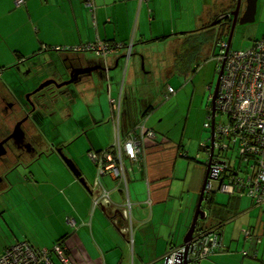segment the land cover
<instances>
[{
	"label": "crops",
	"instance_id": "crops-1",
	"mask_svg": "<svg viewBox=\"0 0 264 264\" xmlns=\"http://www.w3.org/2000/svg\"><path fill=\"white\" fill-rule=\"evenodd\" d=\"M217 1L95 0L92 12L84 7V0H43L44 54L41 0H25L22 5L16 0H0V78L16 69L28 73L22 86L15 84L14 88L13 81H2L4 90L24 93L34 89L45 79L39 74L44 72V57L45 65L55 63L61 71L64 63L74 57H80L86 67L94 63L105 66L91 52L75 54L63 48L96 43L98 39L121 46L108 55L103 72L91 73L86 85L76 89L77 100L69 108L64 107V101L60 104L64 109L56 115V122L70 132L55 131L58 142L50 146L61 180L52 198L47 123L42 126L43 146L37 154L8 173L0 187V254L26 240L36 249H52L60 244L58 247L72 264H162L166 254L184 245L207 169L196 163L190 170L193 163H187L188 173L182 175L184 163L176 157H185L183 149L171 145L149 124L158 92L147 88L138 72L142 62L143 75L150 74L158 58L157 48H166L181 34L198 30L209 15L220 11ZM159 60L167 65V58ZM104 88L108 103H101V99L95 102V96H101L99 92ZM78 102H84L86 114L75 115ZM114 104L121 107L120 113L113 110ZM137 124L141 125L140 136L142 127L149 126L157 132V140L143 139L144 154L137 163L126 162L124 178L116 180L109 173L100 174L90 154L118 142L123 144L121 133L135 129ZM82 138L88 143L79 148L75 142L83 144ZM81 159H86V164L82 165ZM96 181L110 192V207L95 204ZM16 188L19 199L6 200L4 197ZM244 200L246 197L237 195L229 196L228 201L222 199L218 208L212 209L213 214L203 203L207 221L199 228H220L226 250L214 251L197 264H247L248 257L264 259V213L258 210L255 215L254 204ZM127 204L133 240L122 232ZM246 211L254 216L246 214L234 224L237 215ZM235 232L241 233L239 240L234 238ZM232 247L236 254L228 256ZM243 252H249L248 257Z\"/></svg>",
	"mask_w": 264,
	"mask_h": 264
},
{
	"label": "built area",
	"instance_id": "built-area-1",
	"mask_svg": "<svg viewBox=\"0 0 264 264\" xmlns=\"http://www.w3.org/2000/svg\"><path fill=\"white\" fill-rule=\"evenodd\" d=\"M23 3L25 0H16L17 5ZM85 5L92 12L96 9L95 0H86ZM120 47L98 39L96 43L87 44L86 47H76L74 51L91 52L106 66L108 55ZM223 47L227 46L223 45ZM218 59L225 62V67L217 93L215 113L226 114L229 124L219 125L216 136H231L233 142H239V153L242 156L243 165L247 167L245 173H240L236 169H226L225 162L214 160L215 164L209 174L210 180L206 190L214 189V182H218L219 186L216 189L220 192L232 196L237 194L241 198L246 197L264 213V39L249 50L228 52L227 55L223 51ZM209 119L214 122L213 117ZM146 137L157 138L154 133L142 127L141 139L131 137L124 144L118 142L111 151L92 152L90 157L99 165L100 174L109 173L116 180L124 178L126 173H124L122 154L125 153L135 162L140 160L144 150L143 139ZM214 145L220 148L216 140ZM115 148L118 149L117 159ZM250 160L252 164L248 165ZM93 189L96 193L95 204L110 207V192L103 189L99 181H96ZM124 209L122 221L125 224H122V232L133 240L128 204ZM220 232L212 228L211 231L195 234L188 249L187 263L197 264L200 260L210 257L214 251H224ZM249 233L247 231L246 234ZM185 251L184 246L176 248L164 256L162 264H184ZM54 252L63 264H72L60 247H55ZM0 264H54V262L52 252L17 243L0 255Z\"/></svg>",
	"mask_w": 264,
	"mask_h": 264
},
{
	"label": "rangeland",
	"instance_id": "rangeland-1",
	"mask_svg": "<svg viewBox=\"0 0 264 264\" xmlns=\"http://www.w3.org/2000/svg\"><path fill=\"white\" fill-rule=\"evenodd\" d=\"M242 1H243V6L241 9L242 11L240 12L241 16L244 15V11L246 8V1L245 0ZM256 12L257 14L254 22L250 24H240V23L237 24L230 47L231 50L237 51L242 48H249L255 40L263 38L264 0H258ZM174 40L175 41L167 45L166 48L164 47L162 49L159 47L157 48L156 52L158 53L157 54L158 58L157 60H155V63L152 66V70L148 71V73L150 74H147L145 76L143 75L144 66L142 65L141 62L140 64L141 67H140V71L138 72V75L141 79H145V82L143 84L147 88H149L150 90L154 89L158 92L154 97L156 98L154 117L151 120V122H149V124L153 125V127L158 132V134L167 137L171 145L173 144V146H179V147L181 146L183 147V150L188 152V158H186V156L184 158L182 157L180 158L178 157V155L176 157V159H178L179 162L184 163V169L182 171V175L185 177L188 173V170H186V167L188 165L187 163L189 164L193 163L190 165V170H192L195 167L193 165H196V163H198L199 165L203 166L208 158L204 150L200 148V144L206 143L212 134L211 129L210 128L206 129L205 125L207 124L206 121L209 114L208 109L209 106H211L212 104L211 96L214 93L216 83L219 77V73L217 71L218 62L216 60V55L221 54L222 49L220 48V46L217 47L215 46L214 52H212L211 54H210V50H208L205 56L199 57L198 64L196 67L197 69L196 72L187 75V73H183V71L175 72L174 69L172 70V67L174 66L173 60L176 58L174 52L177 51L182 53L183 51V46L181 43L182 39H180L179 37ZM161 57L162 59L167 58L166 61L167 65L163 61L159 60ZM54 65H55L54 63H48L45 65L46 76L51 75L50 73L53 72V69L51 67ZM169 68L171 69L172 72L169 73L168 76H166V71H168ZM11 71L4 73L3 78L1 77L0 81H3L4 83L6 81H11V82L13 81L12 83L15 88L18 83L21 82L24 83L28 79L27 71L19 72L18 69L12 72ZM43 73H39V74H42L41 76H45ZM169 85L170 87L175 89L176 94L170 97V99H166L165 91H166V87ZM99 95L101 96L98 97L95 96V102L98 103L99 100L101 99L100 100L101 103H108V93L105 88L100 90ZM78 99L80 100L81 98L79 97ZM64 102L71 105V101L67 97L64 100ZM75 109H76L75 115L80 116L86 114V105L84 104V102H78L75 105ZM59 118L60 116L58 117V120ZM51 120L56 121V118L54 117L48 119L50 146H52V143L58 142L56 140L58 138L54 139V137H56L54 134L55 131L56 133L58 132V134L61 131L70 132V129L67 130L66 128H63L60 125H58L57 128L53 126L51 127ZM217 121L226 122V116H218ZM0 122L2 123L3 127H5V128L0 127L2 132L7 133L6 128H8L11 123H9L6 119H2L1 117H0ZM45 123H46V119H45ZM91 133L94 132L93 131L89 132V134ZM45 137L47 139V136ZM86 142L88 143V139L82 138L83 144H79L77 142L75 143L79 148H83V145H85ZM40 150L42 149H39V151ZM65 152H67L66 149ZM230 158H232V156H230ZM80 163H82V165L86 164V159H81ZM15 171H19V170H15ZM23 173H19V175ZM188 177H191V173L189 174ZM17 189L18 188H16V190L12 192L10 195L9 194L6 195L4 198L6 200H11V201L18 200L19 197L17 194L18 193ZM222 199H226L228 201L229 195L225 193H217L215 196V201L217 203H221ZM1 200H3V196L0 197V201ZM244 201L249 202L247 198ZM253 207L255 211L254 210L252 211H254L256 215V211L258 210L260 211L261 209L259 207L258 208L255 206ZM252 211H246L242 216L241 214H238L237 217L234 219L233 223L235 224L239 222L243 217L246 216V214L250 216H254L251 213ZM206 221H207L206 219H201L200 224ZM241 226H245V225H241ZM241 226H239V228H241ZM233 236H235L234 238L236 240H239L241 238V233L236 234L235 232ZM234 249L235 248L232 247L233 252L231 251L230 254L228 253V256H233L236 254ZM242 259L243 257H241V261ZM245 259H247L246 260L247 264H264V259H255V257L254 258L248 257ZM56 262L57 264H63L61 261L56 260Z\"/></svg>",
	"mask_w": 264,
	"mask_h": 264
},
{
	"label": "trees",
	"instance_id": "trees-1",
	"mask_svg": "<svg viewBox=\"0 0 264 264\" xmlns=\"http://www.w3.org/2000/svg\"><path fill=\"white\" fill-rule=\"evenodd\" d=\"M237 2H238L237 0H225V1L224 0H220V1H217V4H218L217 6H218L220 11L209 15L206 18L207 20H204L202 22V24H201V26H200V28L198 30L191 31L190 33L181 34L180 39H182L181 43H182V46H183V51H182V53L177 52V51L174 52V55H175L176 58L173 60L174 66L172 67V70L174 69L175 72L183 71V73H187V75L195 73L196 70H197L196 67H197V64H198L199 57L200 56L201 57L205 56L207 54L208 50H210V54L212 52H214L215 46L216 47L220 46V48L222 49L221 54L216 55V60L218 62V67H217L218 73L222 70V66L223 65L225 67V62L219 60L218 58L222 55L223 51L224 52L227 51V47L224 48L223 45L227 46V44H228V39H229V34H230V31H231V28H232L231 24H232V19H233V16L231 15L232 14L231 12L236 9ZM85 3H86V0H84V5H85ZM84 7L88 9V7H86V5ZM214 22H215V24H214ZM263 39H264V35H263V38L255 40L251 44V46L249 48H242V49H239V50H249V49L255 47L261 41H263ZM110 44H112L113 46L116 47L115 44H113V43H110ZM80 47H82V46H80ZM83 47H86V44L83 45ZM186 49H188V50H186ZM239 50L233 51V50L230 49L229 52H239ZM63 51L64 52H69V53H75V54L86 53V51L76 52V51H74V48H63ZM184 62H185V65H184ZM184 71H186V72H184ZM167 72L171 73L172 71L169 68V70ZM223 72H224V68H223ZM0 87L2 88V87H5V86L1 85ZM171 89L173 91H171ZM175 94H176V91H175L174 88L170 87V85L166 87V91H165L166 99H170V97H172ZM211 99L213 100L212 96H211ZM113 107H114L113 110L115 112H117V113L119 112L120 113L121 107L119 108L117 104H114ZM208 110H209V114H208V117H207V121H206L207 124L205 125V128L206 129L210 128L211 131H212V125L215 122L214 133H215V136H216V134H217L216 130H217V127L219 125H221V124L222 125L229 124L228 117H227L226 114L221 113V112H218L217 114L215 113V115H214L213 114L214 110L212 109V104H211V106H209ZM218 116H226V122H218L217 121ZM210 117L214 118V122H212L209 119ZM139 124H141V123H139ZM139 124L136 125L137 127L135 126L136 127L135 129L130 130V131L129 130L128 131H124V132L121 133V137L123 138V140H122L123 144H124L125 140L127 141L131 137H134V138L137 137V138L141 139L140 128H141L142 124L140 126H139ZM145 128H146V130L154 133V136L159 137L157 135V132L155 130H153L152 128H150L149 126H145ZM161 136L168 140V138L165 137L164 135H161ZM211 138H212V134H211V136L209 137V139H208V141L206 143H201L200 144V148L202 150H204V152L206 153V156L208 157L206 163L204 164L205 168H206V166L208 165V163H209V161L211 159V157H210ZM148 140H150L152 142H155L157 140V138L156 139H154V138L149 139L148 138ZM215 140H216V144L220 145V148H216L215 147V149H214V154L212 156L213 159H212L211 171H212L213 165L215 164V162H214V160H215V161H223V162H225V164L227 165L226 169H228V170L236 169L240 173H245L247 166L245 167V165H243L244 162H243L242 156H240V153H239V147H238L239 146V142L238 143L237 142L236 143L233 142L231 136L228 137V136H221V135L216 136ZM168 142H169V140H168ZM114 147H115V145L111 146L110 148H108L106 150H100V151H94V152H96V153H100L101 152L102 153V152H105V151H111L112 149H114ZM181 148L183 149V147H181ZM181 152L183 153L184 156H186L188 158V152L187 151L182 150ZM117 154H118V149H116V159H117ZM143 154H144V150H143ZM143 154H142V156H143ZM230 156H232V158H230ZM122 161H123L122 163H123V166H124L126 164V162L137 163L140 160H138L137 162H135L133 160H130L129 157L126 156L125 153H123L122 154ZM251 164H252V161L250 160L248 165H251ZM209 180H210V175H209V178H208V183H209ZM214 185H215V188L212 189V190L207 191L206 188H205L206 195H205V201L204 202L207 205V207L211 208V213H212V209L218 208V206H219L218 203L215 201L216 194L217 193H223V192H220L218 189H216V187L219 186L218 182H214ZM227 195H229V194H227ZM233 195H237V194H233ZM229 196H232V195H229ZM215 211L217 212L218 210H215ZM215 211H214V213H215ZM262 213H263V211H262ZM206 216H207V212H206ZM199 227H200V223H198L197 228L201 229L200 231L203 232V233L207 232V231H211L212 228H216V229L220 230V228H217V226H213V225H211V226L208 225L206 228L205 227L204 228H199ZM252 236H253V233H252ZM17 243L27 244L31 248H35L34 245H32L29 241L25 240V241H18L15 244H13L10 247H8L7 249L12 248ZM57 246H60V244L55 245V247H57ZM54 248H52V249L43 248V249H38V250H45L46 249V250L52 252V261L54 262V264H57L56 260L57 261H61V260L59 259L58 255L55 254ZM6 250L3 253H5ZM3 253H1V254H3ZM243 254H244L245 257H248L249 252H243Z\"/></svg>",
	"mask_w": 264,
	"mask_h": 264
},
{
	"label": "flooded vegetation",
	"instance_id": "flooded-vegetation-1",
	"mask_svg": "<svg viewBox=\"0 0 264 264\" xmlns=\"http://www.w3.org/2000/svg\"><path fill=\"white\" fill-rule=\"evenodd\" d=\"M98 64L94 63L86 67V63L80 57H74L64 63L62 71L57 68L56 64L51 67L53 72L50 73L51 75L46 76V83L50 82L46 86L48 119L55 117L57 120L56 115L64 109L60 107V104L66 97L70 99L71 103L76 100V89L79 86L86 85V79L91 74L89 71L94 70ZM42 68L44 69V66ZM103 68L105 69L106 66H103ZM71 80H75V84L59 87L60 84ZM0 82L2 83V81ZM2 84L4 85V83ZM18 84L22 86L23 82ZM42 84H45V79L39 82L34 89L24 93L18 91V89L14 91L5 89V91L3 87H0V117L11 123L6 128L7 133H3L0 128V145H2L0 150V153H2L0 155V187L8 179L9 172L19 165H24L23 163L26 160L37 154L39 146H43L41 139L44 135L42 126L46 119L45 88L38 91ZM63 104L66 108L70 107L65 102ZM18 123H21L24 137L16 138L14 136L12 138L15 126ZM58 123V121L51 120V125H54L55 128H57ZM0 127L5 128L1 122Z\"/></svg>",
	"mask_w": 264,
	"mask_h": 264
},
{
	"label": "water",
	"instance_id": "water-1",
	"mask_svg": "<svg viewBox=\"0 0 264 264\" xmlns=\"http://www.w3.org/2000/svg\"><path fill=\"white\" fill-rule=\"evenodd\" d=\"M237 7L234 11H232L231 15L233 16V19H232V28H231V31H230V34H229V39H228V44H227V51H226V55L227 53L230 51V47H231V43H232V40H233V35H234V32H235V29L237 27V24L240 23V24H250L252 22L255 21V18H256V10H257V4H258V0H245L246 1V8H245V11H244V15L241 16V9H242V5H243V1L242 0H237ZM215 24V22H214ZM223 68H224V65L222 66V70L219 72V77H218V80H217V83H216V87H215V90H214V93L212 95V109L214 110L213 114L215 115V104H216V100H217V93H218V90H219V83L221 81V78L223 76ZM105 69L103 68V66L101 64H98L96 68H94V70L92 71H89V73H94V72H103ZM88 72V71H87ZM75 80H71V81H68L67 83H63V84H60L59 87H63L65 85H69V84H75ZM50 84V82L46 83V86H48ZM45 88V84H42L38 91H40L41 89ZM22 123V122H21ZM21 123H18L16 126H15V129H14V132L12 134V138L15 136L16 138H23L24 137V132L23 130L21 129ZM214 127H215V122L213 123L212 125V138H211V152H210V161L208 163V165L206 166V169H207V173H206V176H205V179H204V184H203V187L200 191V197H199V200H198V203H197V209H196V212H195V215H194V220L189 228V232L187 233V236L185 237L184 239V247L186 248V251H185V262L184 264H189L187 263L186 261V258L188 257V249H189V246L190 244L192 243L191 241L193 240L196 232L198 231L197 229V226H198V223L201 219H205L206 217V212L205 210L203 209V203L205 201V188H206V185L208 183V178H209V174L211 172V165H212V159H213V154H214V149H215V145H214V140H215V133H214ZM2 149V145H0V150ZM2 153H0L1 155ZM68 161V160H67ZM69 162V161H68ZM74 170L76 169L74 166H71Z\"/></svg>",
	"mask_w": 264,
	"mask_h": 264
}]
</instances>
